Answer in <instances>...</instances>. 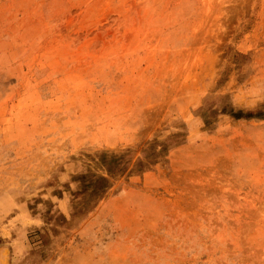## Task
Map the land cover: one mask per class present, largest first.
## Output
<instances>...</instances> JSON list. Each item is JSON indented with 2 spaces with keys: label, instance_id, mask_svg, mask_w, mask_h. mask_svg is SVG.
Instances as JSON below:
<instances>
[{
  "label": "rangeland",
  "instance_id": "rangeland-1",
  "mask_svg": "<svg viewBox=\"0 0 264 264\" xmlns=\"http://www.w3.org/2000/svg\"><path fill=\"white\" fill-rule=\"evenodd\" d=\"M225 104L264 114V0H0V264H264Z\"/></svg>",
  "mask_w": 264,
  "mask_h": 264
},
{
  "label": "trees",
  "instance_id": "trees-1",
  "mask_svg": "<svg viewBox=\"0 0 264 264\" xmlns=\"http://www.w3.org/2000/svg\"><path fill=\"white\" fill-rule=\"evenodd\" d=\"M221 112H225L227 114H229L230 116L234 117V118H240V117H244V118H248V117H252V116H264L263 113H261L260 111H255L254 113H251V112H242L241 110L237 109V110H234L231 106H229L228 104H225L223 105L221 108ZM151 153L148 151L146 154H145V157L149 160V158H151ZM145 163V160L144 161H138V165L141 166V165H144ZM148 163H153V160L152 161H149ZM141 168V167H140ZM139 168V169H140Z\"/></svg>",
  "mask_w": 264,
  "mask_h": 264
}]
</instances>
